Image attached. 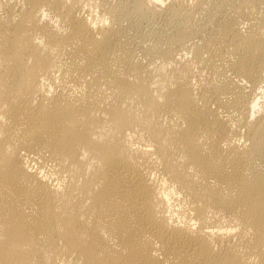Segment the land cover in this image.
<instances>
[{"label":"bare ground","instance_id":"bare-ground-1","mask_svg":"<svg viewBox=\"0 0 264 264\" xmlns=\"http://www.w3.org/2000/svg\"><path fill=\"white\" fill-rule=\"evenodd\" d=\"M0 264H264V0H0Z\"/></svg>","mask_w":264,"mask_h":264}]
</instances>
